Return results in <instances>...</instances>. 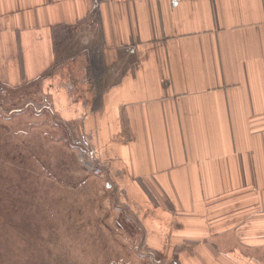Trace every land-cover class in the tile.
Masks as SVG:
<instances>
[{"label":"crops","instance_id":"crops-1","mask_svg":"<svg viewBox=\"0 0 264 264\" xmlns=\"http://www.w3.org/2000/svg\"><path fill=\"white\" fill-rule=\"evenodd\" d=\"M0 88L76 123L146 248L264 264V0H0Z\"/></svg>","mask_w":264,"mask_h":264},{"label":"rangeland","instance_id":"rangeland-1","mask_svg":"<svg viewBox=\"0 0 264 264\" xmlns=\"http://www.w3.org/2000/svg\"><path fill=\"white\" fill-rule=\"evenodd\" d=\"M1 97L0 264H174L114 208L76 123Z\"/></svg>","mask_w":264,"mask_h":264},{"label":"built area","instance_id":"built-area-1","mask_svg":"<svg viewBox=\"0 0 264 264\" xmlns=\"http://www.w3.org/2000/svg\"><path fill=\"white\" fill-rule=\"evenodd\" d=\"M103 1L110 2V1H115V0H103ZM27 107H28V109H31V110H33L36 113H41L43 111H48L51 114H54L53 113L54 111L48 105L37 107V106H35L33 104H29ZM87 156L89 157V161H90L89 165L92 167V174L94 176H96V177H101L102 176V170L99 167V165H98V163L96 161V158L94 157V152H90Z\"/></svg>","mask_w":264,"mask_h":264}]
</instances>
